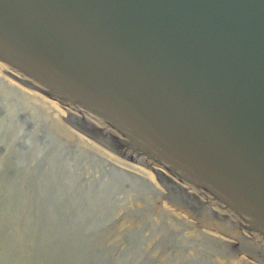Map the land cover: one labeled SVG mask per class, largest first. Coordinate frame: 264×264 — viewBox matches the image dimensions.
<instances>
[{
    "label": "water",
    "instance_id": "water-1",
    "mask_svg": "<svg viewBox=\"0 0 264 264\" xmlns=\"http://www.w3.org/2000/svg\"><path fill=\"white\" fill-rule=\"evenodd\" d=\"M0 64L264 251V0H0Z\"/></svg>",
    "mask_w": 264,
    "mask_h": 264
},
{
    "label": "rangeland",
    "instance_id": "rangeland-1",
    "mask_svg": "<svg viewBox=\"0 0 264 264\" xmlns=\"http://www.w3.org/2000/svg\"><path fill=\"white\" fill-rule=\"evenodd\" d=\"M51 129L41 127L40 164L15 165L0 186V264H264L244 233L219 246L195 237L213 221L174 185L153 173L156 187L106 177Z\"/></svg>",
    "mask_w": 264,
    "mask_h": 264
},
{
    "label": "bare ground",
    "instance_id": "bare-ground-1",
    "mask_svg": "<svg viewBox=\"0 0 264 264\" xmlns=\"http://www.w3.org/2000/svg\"><path fill=\"white\" fill-rule=\"evenodd\" d=\"M11 75L12 74L0 64V127H3L4 122L6 121L7 126L5 127L7 132L12 131L13 134H21L23 132L22 125L17 132L12 129V124L21 120L24 121L23 123L25 124V127L29 125L32 128L34 126L33 129L35 128L36 133L40 135L42 126H50L52 128L51 130L53 132L54 140L64 135L66 138H69V142L74 145L76 144L88 156H91L94 162L98 164L96 171H98V169L101 171L104 169L105 172H109L112 177H115V180L124 177L130 180L134 179V181L137 180L150 187L157 186L153 174L149 171L130 162L121 160L112 155L109 151L98 147L87 138L71 130L70 127L65 125L63 118L66 114L57 103L24 88L21 84L16 82ZM21 117H23V119ZM19 125L20 124H18V126ZM18 134L16 137H18ZM37 153H41L39 148L37 149ZM173 185L174 188L182 191L180 186L174 183ZM170 214H172L174 218L183 220L182 215L177 212L170 211ZM194 233L195 237L201 236L212 240L213 245H228L227 240L224 239L225 237L212 231H206V229L205 231L197 230L196 228ZM242 261L243 260L240 259L239 263Z\"/></svg>",
    "mask_w": 264,
    "mask_h": 264
},
{
    "label": "flooded vegetation",
    "instance_id": "flooded-vegetation-1",
    "mask_svg": "<svg viewBox=\"0 0 264 264\" xmlns=\"http://www.w3.org/2000/svg\"><path fill=\"white\" fill-rule=\"evenodd\" d=\"M23 119V117H21ZM20 123L24 122V121H21L19 120ZM4 137V136H3ZM5 140L4 142L2 143V147L0 148V153L2 154L0 158V186H2L3 184L6 183V180L8 179V175H10V166L8 165L7 163V154L6 153V150H7V147L8 145L5 143ZM3 188V187H2Z\"/></svg>",
    "mask_w": 264,
    "mask_h": 264
}]
</instances>
